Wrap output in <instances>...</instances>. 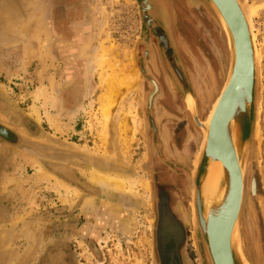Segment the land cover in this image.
Wrapping results in <instances>:
<instances>
[{
  "label": "rangeland",
  "instance_id": "374dc122",
  "mask_svg": "<svg viewBox=\"0 0 264 264\" xmlns=\"http://www.w3.org/2000/svg\"><path fill=\"white\" fill-rule=\"evenodd\" d=\"M141 1L52 0L49 9L48 0H0V123L18 137H0V264H171L183 241L186 263L201 264L192 182L204 133L194 116L208 119L228 75L229 45L204 4L180 0L177 8L171 0L175 49L165 53L181 59L194 112L167 69L166 32L140 13ZM247 3L256 7L250 13L261 54L260 138L241 222L250 263L264 264V0ZM103 53L134 75L113 106L102 99ZM25 119L38 126L35 133ZM72 168L89 189L65 174ZM95 168L124 178L123 191L91 181ZM173 210L185 213V226Z\"/></svg>",
  "mask_w": 264,
  "mask_h": 264
},
{
  "label": "water",
  "instance_id": "95a60500",
  "mask_svg": "<svg viewBox=\"0 0 264 264\" xmlns=\"http://www.w3.org/2000/svg\"><path fill=\"white\" fill-rule=\"evenodd\" d=\"M185 1L189 6L204 4L221 26L222 24L217 10L219 9L226 21L231 36L227 37L230 50V66L227 78L215 105H213L214 109L212 107L213 111L210 119L208 116V126H200L203 129L204 138L201 151L196 160L195 172L193 173V237L201 257V264H245L237 247L232 250L230 241L234 224L241 209L243 179L241 166L229 134L230 132L232 133V138L235 142L238 154L241 157V163L246 176L249 160L250 158L254 159L258 152L259 137H253H255L254 134L258 126L259 118L260 59H254L250 28L238 0ZM240 1L243 7L246 9L248 8L250 11L247 1ZM138 8L140 13L142 12V14L149 19V23L155 21L165 30L166 33L161 38L165 46L161 51L167 62V69L174 83L185 89L187 91L186 93L189 94V103L191 109L195 112L190 86L176 51L173 56H168L165 53V49L170 46H173L175 49L172 37V23L175 15L173 2L171 0H142L138 2ZM241 89L243 90L242 98L237 100L236 94H238L237 92ZM190 99H192V101H190ZM229 107L230 114L223 122L222 117ZM234 115L235 122L229 129V132L228 126ZM194 118L196 123H199L196 115ZM25 123L31 131L34 133L37 131L38 126L35 123L27 119H25ZM220 133L221 137H219ZM0 137L9 142L18 140L17 135L1 123ZM211 158L213 160H220L224 163L225 167L228 169V176H225L221 183L224 198L222 199L221 205H219V214L216 217L212 215L209 216L206 233L201 226V223L204 226L206 225L204 211L206 212L207 207L206 197L203 192V181L206 175L207 165ZM72 180L89 189V186L80 181L79 178ZM255 181L256 179L253 176L250 184V191ZM197 213L201 223L198 221ZM242 213L243 205L240 222Z\"/></svg>",
  "mask_w": 264,
  "mask_h": 264
},
{
  "label": "bare ground",
  "instance_id": "6f19581e",
  "mask_svg": "<svg viewBox=\"0 0 264 264\" xmlns=\"http://www.w3.org/2000/svg\"><path fill=\"white\" fill-rule=\"evenodd\" d=\"M180 1V0H179ZM184 1V0H183ZM240 2V6L244 12V15L246 17V20L248 22V25H249V28H250V34H251V40H252V46H253V50H254V59L256 60L257 58L260 59L261 57V54H260V50L259 48L257 47V44H256V35H255V32L253 30V24H252V20H251V15H255L256 14V7L255 6H252V8L250 7V11L248 10V8H244L241 1L238 0ZM247 1V0H246ZM250 4V3H249ZM250 6V5H249ZM218 10V13H219V19L221 20V28L226 36V38L230 36V31H229V28L226 24V21L224 20L222 14L220 13V10ZM249 11V12H248ZM249 13V14H248ZM250 21H251V25H250ZM153 25V24H152ZM100 31V30H99ZM253 31V32H252ZM102 32V31H101ZM163 34V33H162ZM228 34V35H227ZM100 35V34H99ZM175 35V33H174ZM103 36V35H102ZM105 36V35H104ZM108 36V35H107ZM109 37V36H108ZM154 37V36H152ZM142 38V37H141ZM101 40V39H100ZM104 40V39H103ZM108 40V39H107ZM144 40V39H143ZM140 41V40H139ZM142 41V40H141ZM104 42V41H103ZM145 42V41H144ZM143 42V43H144ZM104 44V43H103ZM145 44V43H144ZM105 45V44H104ZM104 45H102L104 47ZM163 45V44H162ZM256 45V46H255ZM106 46V45H105ZM161 46V45H160ZM101 47V46H100ZM125 47V46H124ZM145 47V46H144ZM164 47V45H163ZM108 48V47H107ZM106 48V49H107ZM110 49V48H109ZM146 49V48H145ZM148 49V48H147ZM161 49V48H160ZM111 50V49H110ZM109 50V51H110ZM261 50H263L261 48ZM85 51V50H84ZM88 51V49H87ZM129 50H127V52H123L125 54V58H126V63H124V66L128 67L130 66V53L128 52ZM142 51V50H141ZM148 51L144 50L143 48V53L146 55ZM86 54V52H84ZM150 53V52H149ZM94 54V53H93ZM97 55V54H96ZM167 55V54H166ZM94 56V55H93ZM99 56V55H98ZM98 56H97V59L96 61H98ZM115 56V55H114ZM147 57H150L148 55H146ZM87 57V55H86ZM136 57V56H135ZM134 57V58H135ZM100 60L101 62L103 63L104 67L106 66V69L103 71V74H105L106 76H104V84L106 86V93H104L102 95V99L105 103H107L109 106H113L114 103H115V95L117 94V90L121 87V86H124V84L126 83H130L134 80V75L132 74H128L126 72H123L122 71V68H121V62H119V60H114L112 54H108V53H103L100 57ZM140 58V56H139ZM146 58V57H145ZM147 59V58H146ZM181 60V59H180ZM123 62V61H122ZM133 63V62H132ZM143 63V62H142ZM157 63V62H156ZM93 64V62H92ZM95 64V63H94ZM159 64V63H158ZM100 65V63H99ZM160 65V64H159ZM165 65V64H164ZM102 66V65H101ZM151 66V65H150ZM261 66V65H260ZM94 67V66H93ZM103 67V66H102ZM141 67V66H140ZM150 68V67H149ZM152 68V67H151ZM104 69V68H103ZM133 70V69H132ZM91 71V70H89ZM94 71V70H93ZM141 71V70H140ZM143 71V70H142ZM141 71V72H142ZM152 71H155V70H152ZM156 72V71H155ZM139 73V72H138ZM142 74V73H141ZM137 75V74H135ZM139 77V76H138ZM148 77V76H147ZM140 81V80H139ZM142 82V81H141ZM152 82V81H151ZM142 84V83H140ZM144 84V83H143ZM142 84V85H143ZM207 85V84H206ZM136 86V85H135ZM144 87V86H143ZM211 87V86H210ZM209 87V88H210ZM141 89V88H140ZM139 90V89H137ZM207 90V89H206ZM88 91H90V88L88 89ZM156 91V90H155ZM238 94L237 95V100H240L242 98V94H243V90L241 89L240 91L237 92ZM139 94V93H138ZM142 94V93H141ZM129 95V94H128ZM137 95V94H136ZM140 95V94H139ZM138 95V96H139ZM135 96V95H134ZM155 97V96H154ZM219 97V95H218ZM218 97L216 98L215 102L213 105H215ZM60 99V98H59ZM134 99V98H133ZM147 99V98H146ZM61 100V99H60ZM181 100H185V99H181ZM132 101V100H131ZM142 101V100H141ZM190 101H192V99H190ZM56 102V101H55ZM133 102V101H132ZM61 103V102H60ZM130 103V102H129ZM142 104V103H141ZM122 105V104H121ZM132 105V106H131ZM133 104H129V106H131L129 112H127V114H132L135 107L133 106ZM138 105V104H136ZM233 105V104H232ZM195 106V105H194ZM128 107V106H127ZM83 108V107H81ZM213 109H214V106H213ZM213 109H211V112L209 114V119H210V116H211V113L213 111ZM124 110V109H123ZM200 111V110H199ZM196 114V113H195ZM230 114V107L227 108V111L224 113L223 117H222V120L223 122L228 118ZM150 116V115H149ZM198 116V115H197ZM152 118V116H151ZM132 119V118H131ZM209 119L206 120L205 122L204 121H201L199 120L198 118V121H199V126H208V123H209ZM221 120V121H222ZM259 120V119H258ZM133 121V120H132ZM135 121V120H134ZM133 121V122H134ZM151 122V121H150ZM234 122H235V115L234 117H232L230 123H229V128H228V131L229 129L234 125ZM135 124H137V120L135 121ZM124 125V124H123ZM158 127V126H157ZM154 128V127H153ZM200 128V127H199ZM222 129V127H221ZM261 130V129H260ZM230 132V131H229ZM230 138H231V142L234 146V149L236 151V155L238 157V161H239V164H240V168H241V173H242V179H243V193H242V204H241V209H240V212L238 213V217L236 219V222L234 224V228L232 230V234H231V247H232V250L235 249V247H237L238 251L241 253V257L244 261L245 264H251L247 255H246V251H245V247H244V242H243V236H244V228H243V225L241 224L242 222H240V216H241V212H242V205H243V200H244V196H245V173H244V168L242 166V163H241V157L240 155L238 154V151H237V148H236V145H235V142L233 141V138H232V133L230 132ZM154 136V135H153ZM255 137L253 138H256V137H259L260 138V131H259V127L257 126L256 127V130H255V134H254ZM221 137V133H220V136ZM167 138V137H166ZM202 139V138H201ZM259 141V139H258ZM256 142V141H255ZM254 142V143H255ZM154 144V143H153ZM75 145V144H74ZM155 145V144H154ZM76 149V148H75ZM74 164V163H73ZM77 167V166H76ZM39 168V167H38ZM71 168V167H70ZM79 168V167H78ZM196 168V167H195ZM67 170V169H66ZM83 172V170H81ZM195 171V170H194ZM81 172V173H82ZM63 173V172H62ZM65 174L71 178V179H74L76 180L79 175L72 169H68L67 171H65ZM84 175V174H82ZM121 176V175H120ZM227 177L228 176V169L225 167L224 163L220 160H213L212 158L210 159L208 165H207V169H206V175H205V178H204V181H203V192H204V196L206 197V212L204 211V219H205V222H206V225H202L201 223V220H200V217H198V213H197V217H198V221H200L201 223V226L203 228V230L207 233V224H208V219H209V216L212 215L214 217L218 216L219 214V209H220V206L221 203H222V199L224 198V192L222 191L221 189V183L224 179V177ZM80 178V177H79ZM88 178V177H86ZM90 180L91 181H95L96 183H100L104 188L107 189V191H110V192H122L123 191V188H124V185H125V180L124 178H119L117 176H113L112 174H109L107 172H104V171H101L99 169H90ZM257 178V177H256ZM194 179V178H193ZM80 180V179H79ZM83 182V181H82ZM193 183V182H192ZM95 184V183H94ZM88 186V185H87ZM83 187V186H82ZM193 187V186H192ZM92 188V187H91ZM96 188V187H95ZM192 189V188H191ZM257 182H253L252 186H251V192L253 195H256L257 194ZM102 190V188H101ZM128 190V189H127ZM126 190V191H127ZM152 190V189H151ZM89 191V190H88ZM132 191V190H131ZM130 191V192H131ZM76 192V190H75ZM125 192V191H124ZM249 192V191H248ZM77 193V192H76ZM79 193V192H78ZM77 193V194H78ZM103 194V193H102ZM248 194V193H247ZM92 198V197H91ZM90 199V198H89ZM106 200V199H104ZM120 200V199H119ZM193 200V199H192ZM191 200V201H192ZM108 201V200H107ZM100 202V201H99ZM192 203V202H191ZM100 204V203H99ZM105 204V203H104ZM111 204V203H110ZM91 205V204H90ZM106 205V204H105ZM120 205V204H119ZM115 206V205H114ZM120 207V206H119ZM244 208V207H243ZM109 209V208H108ZM178 211V210H177ZM117 212V211H116ZM194 215V214H193ZM182 216L184 219H187L186 215L184 213H182ZM99 218V217H98ZM104 219V218H103ZM121 219V218H120ZM194 219V218H193ZM193 221V220H192ZM196 222H197V218H196ZM114 224V223H113ZM112 224V226H113ZM129 224V223H128ZM127 225V224H126ZM131 226V225H130ZM120 227V226H119ZM211 255V253H210ZM212 258V256H211Z\"/></svg>",
  "mask_w": 264,
  "mask_h": 264
},
{
  "label": "flooded vegetation",
  "instance_id": "af4514ba",
  "mask_svg": "<svg viewBox=\"0 0 264 264\" xmlns=\"http://www.w3.org/2000/svg\"><path fill=\"white\" fill-rule=\"evenodd\" d=\"M174 1V3H175V7H177L178 8V5H179V0H173ZM156 28V27H155ZM149 39V38H148ZM153 42H154V39L152 38L151 39ZM150 53V56H152V54H155V52H154V49L153 48H151V46L149 47V50H148ZM156 63V62H155ZM154 66H157V68L159 67L158 65H157V63H156V65H154ZM152 85H153V87H152V91H151V94H152V96H154L156 93H158L159 92V90H160V87H159V84H158V82L157 81H155L154 79L152 80ZM156 90V91H155ZM182 211H177V210H173L172 211V214H173V216H174V218H176L178 221H179V223L181 224V225H183V226H185V222H184V218H183V216H182ZM185 214V213H184ZM162 216H163V213H162ZM170 239V238H169ZM166 250L170 253V251L172 250V245H171V240L170 241H167V244H166ZM185 249H186V246H185V244H184V241L183 242H181L180 243V248H179V252H178V259H176V261H178L179 260V262H180V264H187L186 263V261H185V257H184V252H185ZM171 257V256H170ZM176 261H172L171 262V264H177L178 262H176Z\"/></svg>",
  "mask_w": 264,
  "mask_h": 264
},
{
  "label": "crops",
  "instance_id": "0c3cea01",
  "mask_svg": "<svg viewBox=\"0 0 264 264\" xmlns=\"http://www.w3.org/2000/svg\"><path fill=\"white\" fill-rule=\"evenodd\" d=\"M48 1H49V3H50V4L48 5V6H49V9H51V8H52V0H48ZM50 12H52V11L50 10Z\"/></svg>",
  "mask_w": 264,
  "mask_h": 264
}]
</instances>
